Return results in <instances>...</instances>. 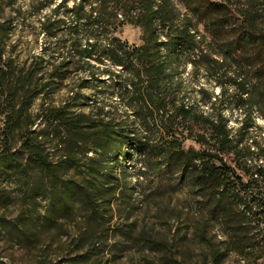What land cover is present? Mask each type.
Returning <instances> with one entry per match:
<instances>
[{"label":"rangeland","instance_id":"374dc122","mask_svg":"<svg viewBox=\"0 0 264 264\" xmlns=\"http://www.w3.org/2000/svg\"><path fill=\"white\" fill-rule=\"evenodd\" d=\"M110 5L106 0H0V25L10 23L7 34L0 39V68L5 69L7 76L6 90L0 96V260L7 264H31L46 255L58 262H70L71 254H83L74 262L211 264V247L224 238L219 225L213 223L207 230L202 227V210L185 187H160L159 179H153L145 165V145L137 140L126 144L127 159L123 162L120 158L123 165L115 164L113 171L103 177L114 189L110 192L106 188L110 193L99 198L94 208L85 204L77 191L89 178V161L95 154L85 153L82 148L77 164L65 161L68 152L63 147V129L47 124L46 112L63 104L70 106V112H89L93 105L100 104L118 113L129 108L135 123L142 124L133 111L135 107H131L137 105L131 92L105 71L108 62L82 57L77 52V46L83 49L92 40L100 48L105 47L112 37L130 45L144 43V30L136 24L123 23L115 31L111 29L120 19L109 13ZM48 19L60 20L53 26V36L43 31ZM197 24L202 32L204 21ZM188 58L197 61L191 65L186 60L180 66L176 81L182 78L181 86L170 98L207 117L215 118L221 112L233 138L251 148L249 162L264 163V116L255 107L251 124L243 131L246 103L240 100L230 79L233 74L218 76L197 53ZM165 84L161 82V86ZM214 95L217 99L211 105L209 99ZM13 107L21 112L22 119L7 138L6 120ZM26 122L43 142L50 160L58 164L63 182L57 186L58 180L45 174L25 150ZM175 128L190 135L186 148L217 150L208 125L177 119ZM202 136L207 143L203 144ZM6 146L10 152L4 156ZM222 156L246 182L251 180L233 152H223ZM123 166L132 180V196L117 185V178H123ZM142 171L147 173L143 177ZM53 186H60L58 191H52L56 192L60 210L52 225H48L47 190ZM66 191L68 195L64 194ZM250 191V198H264V186L252 183ZM30 217L37 226L32 231L23 225ZM15 225L19 226L17 231ZM249 237L243 253L218 245L226 251L220 264H264V231L256 229Z\"/></svg>","mask_w":264,"mask_h":264},{"label":"trees","instance_id":"16d2710c","mask_svg":"<svg viewBox=\"0 0 264 264\" xmlns=\"http://www.w3.org/2000/svg\"><path fill=\"white\" fill-rule=\"evenodd\" d=\"M106 1L111 2L109 13L113 18L120 19L119 24L111 29L115 31L123 23L136 24L144 30V43L140 46L130 45L118 37H112L105 47L100 48L98 42L92 40L83 49L77 46V52L82 57H96L104 64L108 62L109 68L105 71L117 83L123 82L124 89L131 92L133 102L137 104L131 107H135L133 111L140 116L142 124L135 123L129 108L124 113H118L106 110L100 104L93 105L89 112H70L68 104L46 112V123L56 124L57 128L63 129V147L68 152L65 161L77 164L82 148L85 153L95 154L89 161L92 168L89 178L77 191L83 202L94 208L99 198L114 189L103 177L109 170L113 171L115 164L123 165L127 159L126 144L137 140L145 145V165L153 173V179H159L160 187H185L202 210V227L207 230L214 223L224 230L223 240L211 247L209 262H224L226 251L218 245H226L227 250L243 253V245L249 242L250 233L256 229L264 231V198H250L253 194L250 191L252 183L264 186V163L249 162L251 148L242 146L239 140L233 138L227 118L221 112L215 118L207 117L195 112L193 107L174 102L170 95L181 86L182 78L176 81L180 76V66L186 60L191 65L195 64L197 60H189L188 57L197 53V57L205 58L209 68L218 76L233 74L230 79L240 100L246 103H243L246 108L243 131L251 124L255 107L264 116V0ZM200 20L204 21L202 32L197 24ZM59 21L46 20L43 31L47 35H55L53 26ZM6 25H0V39L7 34L10 23ZM91 75L95 77L94 73ZM6 79L5 69L0 68V96L6 90ZM161 82L166 84L161 86ZM22 88L26 93L25 86ZM216 99L215 95L210 97L211 105L215 104ZM12 111L6 120L7 138L22 119L21 112L14 107ZM150 118L153 121L148 120ZM177 119L208 125L212 129L217 150L186 148L185 141L190 135L178 132L175 128ZM25 135L23 145L35 163L45 174L58 180L56 186L63 182L57 171L58 164L50 160L43 142L38 135H34L27 122ZM200 139L203 144L207 143L206 137ZM9 152V148H5L4 156ZM223 152L235 154L240 168L251 176L250 181L246 182L235 168L228 165ZM121 169L123 178L122 181L117 178V185L132 196V180L126 174V167ZM146 174L142 171L140 176ZM53 187L47 190L50 206L45 222L48 225H52L58 217L55 213L60 210L56 192H52L55 189L58 191L60 186ZM64 189L68 190L69 187ZM64 194L68 195L69 192ZM23 225L30 231L37 227L36 220L31 217ZM18 227L15 225L14 231ZM69 257L70 262H58L48 255L40 256L31 264H107L74 262L83 254H71ZM0 264L7 263L0 260Z\"/></svg>","mask_w":264,"mask_h":264}]
</instances>
